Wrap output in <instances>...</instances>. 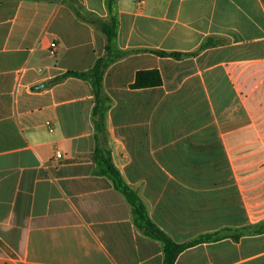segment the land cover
I'll return each mask as SVG.
<instances>
[{
    "label": "crops",
    "instance_id": "1",
    "mask_svg": "<svg viewBox=\"0 0 264 264\" xmlns=\"http://www.w3.org/2000/svg\"><path fill=\"white\" fill-rule=\"evenodd\" d=\"M87 14L116 20L102 132L90 84L54 81L105 54ZM96 136L174 242L220 232L174 264H264V0H0V264H162Z\"/></svg>",
    "mask_w": 264,
    "mask_h": 264
},
{
    "label": "trees",
    "instance_id": "2",
    "mask_svg": "<svg viewBox=\"0 0 264 264\" xmlns=\"http://www.w3.org/2000/svg\"><path fill=\"white\" fill-rule=\"evenodd\" d=\"M114 0H108V9L111 12L112 3ZM83 19L89 21L90 23L99 26L100 30L106 36L105 54L104 56L98 58L92 68L77 72V71H65L64 73L58 75L54 78L55 82L62 81L67 77H76L87 81L92 90L94 105L92 107V118L94 121L95 128L97 132H102L104 130V113L109 105V98L104 93L102 87V78L105 69L110 64L114 58L119 55H112L114 53L113 40L115 37L116 20L113 15L110 16L108 22H103L98 18L94 17L92 14H87L82 16ZM202 45L200 48H204ZM156 54L161 56H170L174 58H180L184 54L178 52H165V51H154ZM193 55L194 53H189ZM161 83V78L157 70L149 71H138L135 75V80L132 84L133 87H144L150 85H159ZM94 157L98 162L100 167V172L107 175L114 188L122 193L126 200L128 201L131 211L134 215L136 225L138 228L148 237L159 241L162 245L163 262L162 264H174L178 254L186 248L199 244L201 242H208L220 237V232L213 234L201 235L193 240L185 243H176L163 231H161L148 217L145 206L138 196L137 192L130 188L122 179L118 170L114 167L110 152L107 149H103L99 145V138L96 136V146L94 150ZM246 228L235 229L233 237L236 239L239 234L244 233ZM225 231H229L226 229ZM264 231V222L257 225L256 229L250 230V232H261Z\"/></svg>",
    "mask_w": 264,
    "mask_h": 264
},
{
    "label": "built area",
    "instance_id": "3",
    "mask_svg": "<svg viewBox=\"0 0 264 264\" xmlns=\"http://www.w3.org/2000/svg\"><path fill=\"white\" fill-rule=\"evenodd\" d=\"M55 48H56V42L55 41H52L50 43V47H49V54L51 56H54L55 55ZM60 155H61L60 153H57L56 154L57 157H60Z\"/></svg>",
    "mask_w": 264,
    "mask_h": 264
}]
</instances>
